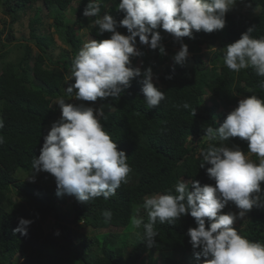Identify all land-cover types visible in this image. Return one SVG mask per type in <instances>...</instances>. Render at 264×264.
<instances>
[{
	"label": "trees",
	"instance_id": "16d2710c",
	"mask_svg": "<svg viewBox=\"0 0 264 264\" xmlns=\"http://www.w3.org/2000/svg\"><path fill=\"white\" fill-rule=\"evenodd\" d=\"M245 1L260 12H220L223 0H0L11 18L0 32V264H264V0ZM37 2L59 12L62 44L37 35V14L31 40L12 45L18 11ZM90 20L92 56L80 32ZM96 71L104 83L89 89ZM91 96L108 107L99 118ZM240 104L246 134L227 113ZM65 107L87 142L65 132L71 167L33 178L56 160L46 129ZM68 176L72 200L58 183ZM225 189L249 197L241 230L217 216Z\"/></svg>",
	"mask_w": 264,
	"mask_h": 264
},
{
	"label": "rangeland",
	"instance_id": "374dc122",
	"mask_svg": "<svg viewBox=\"0 0 264 264\" xmlns=\"http://www.w3.org/2000/svg\"><path fill=\"white\" fill-rule=\"evenodd\" d=\"M105 3L104 5L107 7L109 5H111L113 0H103ZM78 2V1H77ZM77 2H74L72 4V8L76 7L78 5ZM217 9L220 12H234V11H242L244 13L247 14H255V13H259L260 12V8L256 7L254 5L248 4L246 3L245 0H223V2H221V4L218 5ZM59 12H55V13H50V11L43 5L42 2H37L34 3L30 6H27L24 9H21L18 11L17 16L18 19L17 21L13 24V32H15L16 38L17 40L20 39L21 41L23 40H28L31 37V26L29 25L30 22H32V20L35 18V16L37 14L40 15L41 17V21L35 23V28H36V33L38 36H42V37H46L49 34H52V36L54 38H56L57 42L59 43V45H61V40L59 37L58 32L56 31V28L54 27V16L57 15ZM67 17L70 18L71 20H75V16L73 15L72 12L68 11L66 13ZM87 16H91L89 14H87ZM11 21V18L9 15H5L2 9V6L0 5V32L3 30L4 28V22L9 23ZM160 22V21H159ZM157 22V24L159 23ZM52 25V28H50V24ZM94 21H89L86 24V27H84V29L80 30V32L82 33L83 36V40H84V48L87 50V54L88 55H94L95 54V46H94V42L92 39V36L89 34V25L90 24H94ZM8 31L5 29L4 32L2 33L1 37L4 38L6 37ZM157 42H159V44H161L162 46H165L166 48V53H170L169 50H171V48H173V50H177L179 49V47H172L169 46L166 42H163L162 38H157L156 39ZM30 43L32 44L33 47L37 48L36 43L34 41H30ZM15 43H12V45H14ZM4 47H2L1 43H0V53L4 51ZM134 51L136 53L139 52L138 48H134ZM207 51V50H205ZM61 52L60 48H56L54 51V55L58 56ZM210 51H207L206 53H208ZM23 50L21 48H14L12 53L9 54L10 58H14L13 56L18 54V55H22ZM210 55V54H208ZM190 57V53L188 54H184V56H181V59L183 58H189ZM137 67H139L141 65V61L139 60L138 63L136 64ZM100 71H96L94 73H90L89 77L87 78V80L85 81L86 83H88V87L89 89H92V86H96L99 87L100 85H103L104 80H100ZM90 93V95H92V91L90 92V90L88 91ZM84 95V94H82ZM82 99H80V101H83L85 99L84 96H81ZM92 96L90 97L89 101L90 104L88 106V108L90 107V109H92V111L94 112V114L96 113L95 117H100V115L102 114V109L101 108H108L106 103H92L91 102ZM241 102H244L243 100ZM241 105H237L235 107H232L230 109L227 110V113L229 114V117L234 121L236 128L239 129L240 131H242L244 134H246L249 130L250 124H249V118H248V114H246V109H241ZM98 110V111H97ZM58 116L56 118H53L51 123L48 125L47 129H46V135L48 136L49 140H51V145H52V149L51 152H54V157H56L55 161H50L48 163L47 169H51L52 170L50 172L55 173V172H62L63 169H65V167L71 163L70 159L73 158V155L71 154V150H74L72 146H67L66 143V138H65V132L67 133V135L70 137L73 145L77 146V147H81L83 146L88 139L89 136V129L84 126L83 121L81 119V117H78L79 112H76L75 110L72 112L69 111V107H65L64 109H60L58 112ZM87 115V114H86ZM264 115H262V117L260 118V120L257 121L256 125H261L264 123ZM72 117L75 118L73 120L72 123H67L66 118H70ZM94 118H92L94 120ZM90 119V118H89ZM91 120V119H90ZM92 120V121H93ZM68 130V131H67ZM67 146H65V145ZM56 151V153H55ZM62 155L63 158H62ZM62 159H68L67 161H63L60 162ZM244 160H246V162H249L251 160V156L250 154L244 157ZM69 161V162H68ZM239 159L234 160L233 162H231V166L235 167L238 164ZM72 164V163H71ZM71 164H69V166L71 167ZM251 166H255V164L253 162L249 163ZM69 175L71 177V172H69ZM185 185L188 187V189H191V185H190V181L189 180H185ZM70 193L67 195V199L68 200H72L71 197H75L76 195V191L74 186H72V188H69ZM223 203L219 206V212H217V216L218 218H220L221 220H223V224L227 227H231L230 224H232L233 227L237 228V230H241L243 224L246 222L247 220V213H246V207L245 204L248 201L249 197L247 196V194L245 193H241L238 197V199H235V196L233 194V192L230 189H225L222 190L221 192ZM244 204V205H243ZM58 225V224H57ZM71 226L73 229H79L81 231V227H79L76 224H72ZM112 230V228H106L101 230L102 232H106V231H110ZM83 231V230H82ZM179 256V254H176L175 256ZM226 255L228 256V258H231L232 256L229 254V251H227ZM232 259V258H231ZM230 259V262L232 263ZM22 260V259H20ZM212 263H222L221 259L219 258H215V259H209L208 260V264H212Z\"/></svg>",
	"mask_w": 264,
	"mask_h": 264
},
{
	"label": "clouds",
	"instance_id": "9594fccd",
	"mask_svg": "<svg viewBox=\"0 0 264 264\" xmlns=\"http://www.w3.org/2000/svg\"><path fill=\"white\" fill-rule=\"evenodd\" d=\"M32 22H33V20H32ZM31 23V22H30ZM30 25V24H29ZM31 38V37H30ZM29 40H31V39H29ZM24 42H26V40H23V41H21L20 39H18L17 41H15L14 43L16 44V43H24ZM30 43V42H29ZM31 44V43H30ZM32 45V44H31ZM35 48V47H34ZM36 50H37V48H35ZM105 80V79H104ZM75 100V97L73 98V100L72 101H74ZM91 101H92V103H99L100 101H97V100H94V99H91ZM71 107V106H70ZM74 107H72L71 109H73ZM76 108V107H75ZM98 111V110H97ZM102 114H103V111H102ZM101 114V115H102ZM100 115V116H101ZM58 116V113L55 115V117L54 118H56ZM93 122V121H92ZM50 161H45V163H44V167H42V168H39L38 167V165L36 166V174L35 175H33V178L34 177H39V178H46V177H48V176H50V174H51V176H53V177H57V176H59V173H61V172H55V173H52V172H50L49 174H47L46 172H48V171H51L52 170V168L51 169H47V166H48V163H49ZM262 162H263V160H262ZM70 176V175H69ZM67 177V178H65V179H63V178H60L59 180H58V183H59V185H61L64 189H69V188H72V186H74V183H70L71 182V180L72 179H70V177ZM69 179V180H68ZM74 188H75V191H76V186H74ZM62 205V207H65V206H67V204H61ZM214 259V258H213ZM207 264H208V260H207Z\"/></svg>",
	"mask_w": 264,
	"mask_h": 264
}]
</instances>
